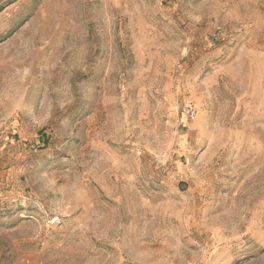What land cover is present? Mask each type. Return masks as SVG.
Segmentation results:
<instances>
[{"label": "rangeland", "instance_id": "rangeland-1", "mask_svg": "<svg viewBox=\"0 0 264 264\" xmlns=\"http://www.w3.org/2000/svg\"><path fill=\"white\" fill-rule=\"evenodd\" d=\"M0 264H264V0H0Z\"/></svg>", "mask_w": 264, "mask_h": 264}, {"label": "built area", "instance_id": "built-area-1", "mask_svg": "<svg viewBox=\"0 0 264 264\" xmlns=\"http://www.w3.org/2000/svg\"><path fill=\"white\" fill-rule=\"evenodd\" d=\"M186 112H187V114L189 115V116H191V117H193L194 116V114H195V110H194V108H193V106H191V105H186Z\"/></svg>", "mask_w": 264, "mask_h": 264}]
</instances>
